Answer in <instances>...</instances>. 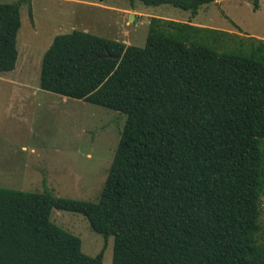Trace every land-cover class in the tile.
<instances>
[{"label": "trees", "instance_id": "16d2710c", "mask_svg": "<svg viewBox=\"0 0 264 264\" xmlns=\"http://www.w3.org/2000/svg\"><path fill=\"white\" fill-rule=\"evenodd\" d=\"M131 1L195 17L221 0ZM24 4L33 19L30 0L0 3V74ZM40 88L126 122L98 202L0 187V264H103L54 209L114 237L113 264H264V40L159 18L144 48L75 30L45 52Z\"/></svg>", "mask_w": 264, "mask_h": 264}, {"label": "rangeland", "instance_id": "374dc122", "mask_svg": "<svg viewBox=\"0 0 264 264\" xmlns=\"http://www.w3.org/2000/svg\"><path fill=\"white\" fill-rule=\"evenodd\" d=\"M19 0H0L13 4ZM21 8L16 69L0 74V187L98 202L126 116L40 88L41 63L56 36L75 30L144 48L152 18L264 40V0H221L191 12L131 0H30ZM46 183L47 185H44ZM51 221L79 237L90 257L113 264L115 239L80 215L54 209ZM264 242V196L259 217Z\"/></svg>", "mask_w": 264, "mask_h": 264}]
</instances>
